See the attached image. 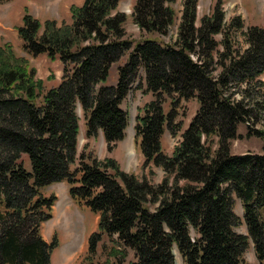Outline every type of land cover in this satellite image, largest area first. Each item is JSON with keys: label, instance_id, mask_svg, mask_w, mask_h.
I'll return each mask as SVG.
<instances>
[{"label": "trees", "instance_id": "trees-1", "mask_svg": "<svg viewBox=\"0 0 264 264\" xmlns=\"http://www.w3.org/2000/svg\"><path fill=\"white\" fill-rule=\"evenodd\" d=\"M9 0H0V4ZM121 0H84L73 9L72 25L41 24L26 14L18 29L24 50L46 54L63 64L57 87L41 95L25 64L10 48H0V264H52L58 242H46L41 230L52 218L56 197L41 190L67 182L70 197L98 215V231L88 243L95 255L104 236L134 253L130 264H243L252 240L264 262V155H233L238 126L264 115V27L243 32L247 48L235 49L229 29L243 30L239 18L225 27L221 5L196 26L197 2L184 0L175 44L155 39L134 43L127 37ZM175 0H136L133 19L141 31L167 35ZM222 35L219 42L216 36ZM223 47V51L220 50ZM118 68L115 86L107 81ZM144 75L153 100L137 118L136 135L145 165L165 172L162 184L127 174L113 159H80L78 104L87 120V136L102 131L108 151L126 136L129 114L124 100ZM241 99L237 100L236 96ZM166 98L174 99L165 114ZM197 99L199 109L172 156L161 148L168 129L176 136L179 100ZM249 135L264 139L250 130ZM218 138L213 152L211 138ZM31 172L24 166V156ZM173 177L171 183L168 179ZM184 182V185H180ZM243 206L247 234L237 232ZM152 206H155L152 209ZM125 257V255H124Z\"/></svg>", "mask_w": 264, "mask_h": 264}, {"label": "rangeland", "instance_id": "rangeland-1", "mask_svg": "<svg viewBox=\"0 0 264 264\" xmlns=\"http://www.w3.org/2000/svg\"><path fill=\"white\" fill-rule=\"evenodd\" d=\"M197 20L199 27L202 18L211 16L216 5H221L225 15V27H229L233 20L239 18L243 23V30L229 29L227 31L235 49L244 50L247 48L243 32L248 28L257 26L264 27V0H196ZM84 0H9L0 4V48H10L16 59L27 66L33 81L41 84V95L48 90L55 88L63 76V64L57 59L51 60L46 54L32 55L27 53L23 47V40L20 38L18 29L23 26V19L26 14L37 19L41 24L40 34L44 31L45 23L53 21L60 28L63 25H72L74 10L82 7ZM136 0H121L117 12L125 13L127 21L124 25L127 37L134 43L147 39H155L165 44H175L179 37L182 24L184 0H175L169 7L174 12V21L169 28L167 35L149 34L141 31L133 19V10ZM221 42L222 35L216 36ZM223 51V47L220 46ZM128 57L122 58L114 64L110 70L109 78L101 85L115 86L118 81V68L125 64ZM264 83V74L260 76ZM241 99L240 95L236 96ZM153 100L152 93L146 90L144 75L139 78L128 97L124 100L122 108L129 114V124L126 131V138L117 144L113 151H108L102 131L95 137L87 136V120L80 104L77 107L79 117V135L77 145L76 163L71 170L74 171L80 166V159L84 154L86 157L97 158L99 161L105 159L115 160L122 171L132 174L140 180L146 179L153 185L162 184L165 180V172L154 164L145 165L144 156L140 148V139L136 135L137 118L144 115V107ZM174 100V99H173ZM172 99L166 98L164 105L165 114L170 113ZM199 109L198 100H179L178 117L175 127H178L176 136H173L168 129L161 139V148L165 155L172 156L181 141L182 133L187 129L190 122ZM260 122L250 120L249 123H241L238 126V138L231 141V153L242 155L253 153L264 155V139L255 135H249L250 130H257L264 134V115L260 113ZM213 152L218 148V138H211ZM24 166L31 172V162L28 156H24ZM173 182V177L168 178ZM62 183V182H61ZM181 182L180 185H184ZM69 187V184L67 185ZM70 188V187H69ZM46 197L55 196L56 202L52 211V218L42 226L41 235L43 239L51 243L55 237L58 242L57 248L53 251L52 264H130L135 261L133 251L125 250L117 241V237L109 238L104 236L99 244L95 255L88 252L90 236L98 231V215L89 208L75 203L66 186L55 183L41 190ZM155 206H152L154 209ZM235 212L242 219V224L237 232L247 234V227L243 219V207L241 201L236 198ZM176 263L184 264L178 249H174ZM125 255V257H124ZM243 264H264L257 258L254 244L249 240V248L244 254Z\"/></svg>", "mask_w": 264, "mask_h": 264}, {"label": "crops", "instance_id": "crops-1", "mask_svg": "<svg viewBox=\"0 0 264 264\" xmlns=\"http://www.w3.org/2000/svg\"><path fill=\"white\" fill-rule=\"evenodd\" d=\"M126 138V137H125ZM60 184H62V185H64V186H66L67 188H68V190H69V187L67 186L68 185V183L67 182H62V183H60ZM238 215V214H237Z\"/></svg>", "mask_w": 264, "mask_h": 264}]
</instances>
